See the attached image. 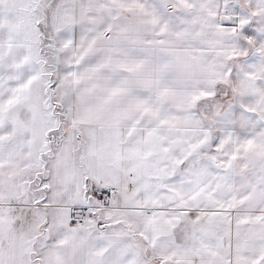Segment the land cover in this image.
Wrapping results in <instances>:
<instances>
[{"label": "snow or ice", "instance_id": "obj_1", "mask_svg": "<svg viewBox=\"0 0 264 264\" xmlns=\"http://www.w3.org/2000/svg\"><path fill=\"white\" fill-rule=\"evenodd\" d=\"M0 264H264V0H0Z\"/></svg>", "mask_w": 264, "mask_h": 264}]
</instances>
